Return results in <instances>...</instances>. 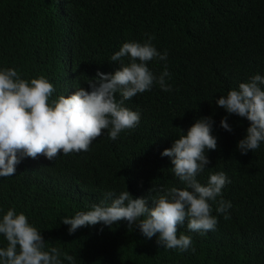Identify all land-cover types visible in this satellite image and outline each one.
<instances>
[{
    "label": "trees",
    "instance_id": "trees-1",
    "mask_svg": "<svg viewBox=\"0 0 264 264\" xmlns=\"http://www.w3.org/2000/svg\"><path fill=\"white\" fill-rule=\"evenodd\" d=\"M149 38L167 58L147 66L157 77L167 68L171 91L154 83L125 100L140 121L116 140L105 129L86 152L23 159L14 175L0 177V219L10 208L23 212L45 250H60L62 264H72L64 253L74 264H264V141L242 155L237 144L250 122L215 102L264 76V0H0V70L14 68L29 82L45 77L55 88L50 99L79 87L90 91L87 82L98 70L114 73L129 62L110 59L123 43ZM225 116L231 132L220 126ZM202 117L214 121L217 149L206 150L210 163L197 180L207 184L218 172L230 180L209 202L214 231L179 226L177 235L192 240L186 251L158 244V234L147 238L126 220L69 234L62 219L110 204L109 192L115 198L128 190L151 208L165 190L183 189L161 152ZM221 199L231 202L226 214L216 211ZM6 246L0 234V247Z\"/></svg>",
    "mask_w": 264,
    "mask_h": 264
},
{
    "label": "clouds",
    "instance_id": "clouds-1",
    "mask_svg": "<svg viewBox=\"0 0 264 264\" xmlns=\"http://www.w3.org/2000/svg\"><path fill=\"white\" fill-rule=\"evenodd\" d=\"M151 39L123 43L110 59L115 62L128 58L127 64L121 62L114 73L98 70L87 82L90 91L79 87L70 95L62 94L56 99H50L55 88L45 77L32 78L29 82L14 68L0 70V177L14 175L16 166L25 158L44 155L54 160L61 153L86 152L105 129H109V138L116 140L122 131L135 128L140 113L125 107L124 101L150 90L154 83L164 91H171L165 80L170 76L167 68L157 77L147 66L152 60L167 58V52L160 53ZM117 92L122 97L119 101ZM215 102L228 114L250 122L246 135L237 144L240 153L246 155L258 149L264 141V76H252ZM213 123L211 117L197 119L186 134L161 152V156L171 158L172 170L185 185L183 189L165 190L152 199L151 208L144 197L134 198L128 190L115 198L109 192L106 197L111 198L110 204L102 201L89 211L62 219L70 225L69 234L89 225L111 226L126 220L130 228L138 225L147 238L158 234V244L186 251L192 240L188 235H177L179 226L187 222L190 231H214L218 221L211 214L209 202L217 200L230 180L223 172L211 173L207 184L197 180L198 173L210 163L206 150L217 149ZM220 126L232 131L227 116L221 119ZM229 208L231 202L221 199L216 211L226 214ZM0 234L7 241L6 247H0V264H62L60 250L56 247L45 250L41 232L28 222L23 212L17 214L15 208L8 209L0 219ZM63 255L74 264L73 256Z\"/></svg>",
    "mask_w": 264,
    "mask_h": 264
}]
</instances>
